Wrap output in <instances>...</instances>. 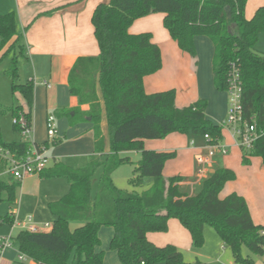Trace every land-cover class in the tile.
I'll use <instances>...</instances> for the list:
<instances>
[{
  "label": "trees",
  "instance_id": "1",
  "mask_svg": "<svg viewBox=\"0 0 264 264\" xmlns=\"http://www.w3.org/2000/svg\"><path fill=\"white\" fill-rule=\"evenodd\" d=\"M247 2L110 0L95 8L92 24L100 52L79 56L68 79L69 92L79 103L71 110L75 116L70 122L76 125L88 117L91 119L95 153L82 167L58 163L40 174L46 178H65L70 188L62 198L49 204L54 216L51 230L24 229L14 238L22 253L40 264H105L100 230L109 226L114 230L110 246L121 264H189L176 245L159 246L148 237L149 233L168 232L169 222L175 218L190 233L196 248L204 246L205 228L209 225L232 250L236 264L255 263L251 255L243 253L244 247L252 254L264 255V226L255 224L246 199L236 192L220 197L226 183L236 179L234 170L215 168L201 180L197 192L190 194L180 185L183 176L163 174L166 162L175 158L177 152L145 148L146 139H163L174 132L209 135L210 142H222L224 127L207 118L206 99L179 107L174 88L146 92L145 77L163 66L161 47L153 40L151 31L130 32L137 19L162 13L163 25L172 39L193 56L197 54L196 36H208L215 47L216 88L227 91L232 66L239 68L244 119L255 123L260 133L249 150H242V162L248 165L252 157H261L264 163V52L256 50L259 36L264 33V6L247 18ZM0 36V50L10 44L3 56L14 51L12 67L7 71L12 91L21 93L27 108L3 107L0 103V115L24 114L32 124L34 83L20 82L19 60L28 53L14 12L0 15ZM84 104L89 105L87 111L81 109ZM104 112L110 139L108 153L102 130ZM14 129L20 132L16 124ZM0 146L16 158L25 157L32 149V143L23 138L5 142L1 123ZM128 151L141 152L130 183L147 186L143 193L120 189L113 180V173L120 166L132 162L129 156L121 155ZM9 165V159L0 154V202L6 199L12 206L21 182L5 173ZM2 222L13 225L15 217L7 214ZM72 222L83 225L71 229ZM195 264L210 263L197 259Z\"/></svg>",
  "mask_w": 264,
  "mask_h": 264
},
{
  "label": "crops",
  "instance_id": "2",
  "mask_svg": "<svg viewBox=\"0 0 264 264\" xmlns=\"http://www.w3.org/2000/svg\"><path fill=\"white\" fill-rule=\"evenodd\" d=\"M108 2L110 0H0V15L9 12L16 14L18 31L22 34V41L26 46L28 56L22 58L21 70L24 82L33 81L34 83L32 138L35 143L46 144V154L50 157L51 167L64 163L76 168V164L83 162L86 158L89 159L95 153L96 144L91 119L88 117L76 125L70 122V118L75 116V112L71 110L79 103L78 98L69 92L68 79L79 56L99 54L100 49L94 35L92 16L100 3ZM260 6H264V0L253 6H246V17L251 18ZM163 18L162 13H152L137 19L130 27L132 33L151 31L153 40L160 45L162 51V68L144 79L146 92L154 93L174 88L177 91L176 104L179 107L188 106L198 99H206L208 101L207 118L214 123L222 124L227 117L228 94L227 91L218 90L214 82L215 47L213 41L208 36H196L197 54L196 56L190 55L172 39L163 25ZM1 42L2 37L0 36V45ZM9 45L0 50V63L8 55L3 56ZM10 53L13 54L14 51ZM18 102L19 104H13V106L21 105L27 109L23 98ZM81 109L87 111L89 105H81ZM51 114L55 116L57 129L54 139L50 138L47 127V119ZM5 122L7 125L8 122ZM0 123L1 127H4L3 122L0 121ZM12 125L14 128V117ZM102 130L106 138L105 150L108 153L110 139L105 112ZM223 135V143L228 147L229 152L226 155H217L221 156V159L214 161V164L234 170L236 179L226 183L220 197L225 198L233 192L240 194L246 199L255 224L264 226L263 160L261 157H252L250 164H243L242 149L238 146L231 130L224 127ZM202 138L203 140H200L198 136L197 138L191 136L188 139L184 137V134L174 132L163 139H146L144 145L146 149L157 151H175L176 148L178 155L175 159L166 162L163 174L166 177L183 176L184 180L180 185L185 191L194 194L201 185V180L195 175V157L206 151L207 145L206 138ZM51 167L47 169L50 170ZM214 170L215 168L211 169L210 173ZM61 181L64 180L46 178L42 175L24 179L20 184V203L23 205L26 200L34 201L36 197L39 198L44 183H49V187H45L41 195L47 200L46 203L59 200L70 188L68 181L67 184ZM96 184L97 181L94 183V189H96ZM35 189L37 192H34ZM35 203L41 204L40 201H34ZM34 210L36 212L37 208H33ZM12 215L17 219L13 225L0 220L1 225L10 226V233L5 236L10 235L13 242L9 247L0 248V264H40L30 258L20 260L19 255L22 252L14 243L13 231L17 227L22 228L21 230H28L31 223L20 219L16 213ZM174 220L173 218L169 222V231H171ZM32 223L35 224L33 217ZM187 233L191 239L190 233L188 231ZM5 236H0V238ZM254 264H264V256Z\"/></svg>",
  "mask_w": 264,
  "mask_h": 264
},
{
  "label": "rangeland",
  "instance_id": "3",
  "mask_svg": "<svg viewBox=\"0 0 264 264\" xmlns=\"http://www.w3.org/2000/svg\"><path fill=\"white\" fill-rule=\"evenodd\" d=\"M261 0H248L247 6L250 7L251 5H255ZM247 7V8H248ZM256 50L260 52H264V33H261L259 36V40L256 44ZM12 59L13 54L9 53L5 59H3L0 63V103L3 107H12L13 104H19V100L22 99V95L20 92H13L12 91V81L10 77L7 75V71L12 67ZM23 63V59L20 58L19 60V68H20V82H24V76L23 72L21 70ZM182 105V104H181ZM222 105V104H221ZM183 106V105H182ZM217 106V104H216ZM222 107V106H221ZM222 111V108H221ZM0 121L3 122L4 127L2 126V133H3V140L5 142H12V141H19L21 140L22 134H20L19 131H16L13 128L12 121H13V115L11 112L3 113L0 115ZM5 121L8 122L7 125H5ZM226 128V127H225ZM191 134H184V137H187L188 139L191 138ZM197 138V136H195ZM201 138L200 140H203L201 136H198ZM166 138V137H165ZM223 142V141H222ZM225 144V143H224ZM177 152L178 151L175 148L174 149ZM206 151L199 153L195 157V175L196 174V159L199 155H203ZM122 156H129L132 160L131 163L125 164L120 166L114 173H113V180L117 187L123 190L128 191H136L139 193L145 192L148 187H137L133 186L130 183V179L134 175V169L137 165V163L141 160L142 155L141 152L138 151H128L122 154ZM177 157V156H176ZM175 157V158H176ZM221 156L214 157V161H217ZM173 158V159H175ZM221 159V158H220ZM171 160V159H170ZM88 163V158L83 160V162H79V164H76V168L82 167ZM220 165H222L220 163ZM246 165V164H245ZM51 166L49 165L48 168ZM216 164L213 165L212 169L216 168ZM53 167H51L52 169ZM102 172V168L100 169L99 173ZM165 176V175H164ZM166 177V176H165ZM50 178H59V177H50ZM67 184V180L65 178H59ZM97 178H95L94 183H96ZM51 182V181H48ZM49 183H44L42 185V192L39 194V198L36 197L34 201H40V203H35L33 200H26V202L22 205L19 200L20 195V186L16 189V196L17 201L12 206L10 203L4 199L0 202V220L6 216L7 214H17L18 217L22 220H27L30 216L33 217V222L41 229V231H47L50 230L53 226L54 219L53 214L50 211L49 204L46 203L47 200L45 198L41 197L42 193L44 192L43 189L48 188ZM34 192H37L36 189ZM67 193V192H66ZM38 194V193H36ZM33 208H37L36 212L33 211ZM175 219V218H174ZM172 222V221H171ZM44 223H49L50 227H44ZM179 220L175 219L174 222H172L171 231L165 232V233H149V239L156 243L159 246H165L167 244H174L176 245L184 254L185 260L189 264H195L197 259H200L203 262H207L210 264H236L233 252L232 250L223 244L222 239L220 238L219 234L216 232V230L207 225L205 228V237L206 241L204 246L199 249L192 245L190 236L188 235L187 231L179 225ZM83 225L82 222H72L71 223V229H75L79 226ZM176 225V226H175ZM170 228V223H169ZM22 228H15L13 231L14 238L18 235V233L21 231ZM10 233V226L7 224L1 225L0 224V236H5ZM114 234V230L112 227L109 226H103L100 230V237L102 240V246L101 249L105 251V264H121L119 256L117 252L111 248L110 246V240L112 238V235ZM243 253L245 255H251L254 258L255 263L259 262L260 258L264 255H255L252 254L247 247L243 248Z\"/></svg>",
  "mask_w": 264,
  "mask_h": 264
},
{
  "label": "built area",
  "instance_id": "4",
  "mask_svg": "<svg viewBox=\"0 0 264 264\" xmlns=\"http://www.w3.org/2000/svg\"><path fill=\"white\" fill-rule=\"evenodd\" d=\"M228 112L225 121L221 124L231 130L236 139L238 146L243 150H249L254 142L260 137L255 123H248L244 119L243 106H242V81L240 78V71L235 65L232 66L229 81H228ZM14 124L18 125L22 137L26 141L32 143V149L23 158L12 157L8 152L0 146V154H3L10 161V165L5 172L10 174L15 180L22 182L24 179L40 175L48 168L50 157L46 154V146L39 147L35 144L32 134L33 126L24 114L19 117H14ZM48 134L51 139L57 135L55 127V116L53 114L48 116L47 119ZM207 140L206 152L199 155L196 159V174L202 180L208 177L214 164V157L217 155H226L229 152L228 147L223 142H210V136L205 135ZM15 217V223H16ZM27 222L31 223L28 230L32 232L41 231V229L32 223V217L27 218ZM48 223L44 227H49ZM13 244L12 237L5 236L0 238V248L9 247ZM20 260H27L29 257L21 253Z\"/></svg>",
  "mask_w": 264,
  "mask_h": 264
}]
</instances>
